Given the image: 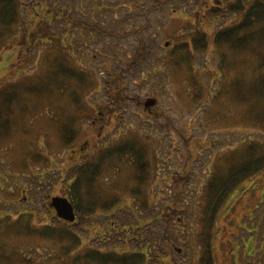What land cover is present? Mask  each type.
Returning <instances> with one entry per match:
<instances>
[{
  "label": "rangeland",
  "instance_id": "374dc122",
  "mask_svg": "<svg viewBox=\"0 0 264 264\" xmlns=\"http://www.w3.org/2000/svg\"><path fill=\"white\" fill-rule=\"evenodd\" d=\"M20 1L24 4L23 13L26 15H22L27 22L33 16L31 7L40 11L50 8L57 0ZM35 1L41 2L34 6L28 4ZM76 1L85 5L91 3V0ZM68 2L58 0V5L65 9ZM103 2L107 8L90 11L87 16L74 12L73 17L120 37L102 36L80 24L71 26V31L62 32L64 21H52L50 28L61 33L50 31L44 36L39 35L33 40L30 52L20 47L25 41L22 33L10 41V50L0 51V65L10 64L0 74L3 79L11 75L12 80H17L21 77L19 66L27 81H39V61L44 56H48L49 71L56 70L57 63L84 71L101 87L85 95L93 110L81 129L78 145L88 140L87 128L92 125L97 133V144L93 143V146L130 138L140 141L147 149L149 176L143 186L146 185L145 195L149 197L148 211L141 210L143 195L131 194L137 186L134 166L126 159L105 163L102 176L95 183L96 198L103 203H109L115 197L117 200L111 210L97 208L87 218V223H84L82 215L79 216L76 231L81 239V248L106 251L114 247L116 251H142V236L151 233L156 236V244L155 249L147 254L146 264H159L160 259H167L172 264H192L193 255H200L198 217L204 199L207 169L212 167L218 156H231V152L241 144L249 147L264 143V130L249 124L253 115L264 117V113L259 109L253 114L247 113L249 98L243 100L240 97L234 103L229 94L221 95L219 100L213 97L222 92V83L230 84L236 78L239 84L246 85L240 90L247 91L251 81L257 77L253 73L255 57L251 54L234 57L229 52L225 63L219 61L220 53L213 47V34L238 22L240 14L233 15L224 9L225 13L210 17L211 21L206 16L213 4L211 0H170L159 8H154L156 0ZM201 31L206 37L204 50H194L190 43L187 52L179 47ZM166 41L168 46H165ZM16 46L21 49L18 57L12 54ZM180 53L187 54L185 62L178 61ZM140 54H144L142 59L135 62ZM223 70L228 75H223ZM240 90V95H243ZM57 92H60L59 88L53 93L61 103L67 96ZM195 92L201 95L192 101L190 95ZM147 98L157 100L149 112L143 107ZM258 100L260 98L256 97V102ZM105 104L108 109L104 108ZM93 119H97L94 125ZM86 151H81L78 158L75 156L76 162L89 160L84 159L90 154L89 149ZM65 154L56 157L59 164L64 161ZM39 165L33 166L38 168ZM64 185L60 181L53 188L52 185L49 189L47 187L41 194L42 200L48 204L53 196L66 197ZM150 192L153 194L149 196ZM27 198L31 201L33 196L23 194L19 197L17 211L23 204L29 206ZM35 205L43 206L39 200ZM160 205L163 212L169 208L174 210L171 218L155 221V225L142 224L139 234L133 224L136 220L143 222L144 218L152 216V207L157 213ZM43 246L51 249L49 243H43ZM81 248L82 252L86 250Z\"/></svg>",
  "mask_w": 264,
  "mask_h": 264
},
{
  "label": "trees",
  "instance_id": "16d2710c",
  "mask_svg": "<svg viewBox=\"0 0 264 264\" xmlns=\"http://www.w3.org/2000/svg\"><path fill=\"white\" fill-rule=\"evenodd\" d=\"M168 1L170 0H156L154 8H159ZM211 1L212 7L207 11L209 16L206 15L211 21L213 19L210 17L225 13L224 9L233 15L240 14L238 22L213 34V47L220 53L219 61L225 63L229 52L234 57L251 54L255 57L253 73L257 75L247 91L240 90L241 86L246 85L239 84L236 78L230 84L222 83V92L213 97L219 100L221 95L229 94L234 103H237L240 97L243 100L249 98L247 100L249 108L246 112L253 114L259 109L264 113V0H237L233 3L230 0ZM40 2L28 4L34 6ZM74 2L69 0L67 7L61 9L57 0L50 8L46 7L40 10L41 12L31 7L33 16L26 22V17L22 15H26L23 13L22 1L0 0V51L10 50V41L22 33L21 37L24 36L25 41H22L20 47L30 52L33 40L39 35L44 36L50 31L61 33L55 28H50L51 22L58 20L65 23L62 32L71 31V26L80 24L102 36L120 37L112 31H101L97 25H89L84 20L73 17L77 12L87 16L90 15V11L107 8L103 0H91L90 5H85L82 1ZM195 35L190 42H182L179 47L187 52L190 43L194 50H204L206 48L204 32H196ZM140 42L142 43V39ZM19 50L21 49L16 46L12 54L18 57ZM38 51L40 52V49ZM143 55L140 54L135 62L140 61ZM186 56L185 53L178 54V61L185 62ZM41 59L39 81H27L26 74L19 66L17 69L21 77L19 76L17 80H12L11 75L3 79L4 76L0 74V264H146L147 254L155 249V235L152 236L148 232L147 236H142V251L125 249L116 251L114 247L106 251L81 248L76 222L67 223L56 219L54 211L42 200L41 194L46 192L44 190L47 187L51 188V185L52 188L55 184L59 185L61 181L65 184L66 197L74 210L79 212V216L82 215L85 223L97 208L111 210L117 200L115 197V200L103 203V200L96 198L95 183L102 176V171L106 167L103 165L111 160L126 159L135 168L137 186L131 194H142L144 200L140 201L141 210L149 209L147 204L149 197L145 195L146 185L143 186L149 176L147 149L138 140L122 139L115 143L96 146L95 153L91 152L84 158L89 160L76 162L75 156L77 158L81 156L78 145L81 129L93 110L92 106L87 104L85 95L100 85L96 84L89 74L70 66L62 67V64L57 63L56 70L49 71L48 56ZM9 65V63L5 66L0 65V72ZM225 70L222 72L223 75H228ZM58 88L60 92L57 93L67 96L61 103L54 95L56 92L53 93ZM239 90L243 95H240ZM199 95L201 94L195 92L190 98L196 101ZM256 97L260 98L258 102ZM104 108L108 109V106L105 104ZM249 124L264 130V117L253 115ZM92 127L90 125L87 128L89 134L86 135L93 146V143L97 144V133ZM91 135L95 137L92 138ZM53 149L55 150L52 151ZM64 152L66 153L64 161L59 164L56 157ZM219 161L221 160L214 164L210 177L203 186L204 199L198 217L200 225L197 239L200 250L198 264H203L211 254L212 238L224 195L249 173L264 168V143L263 145L255 143L249 147L241 144L231 152V156L224 157L226 163L224 166ZM34 164L40 165L35 168ZM23 194L33 198L31 201L27 198L29 206L23 204L17 211L16 205L20 203L19 197ZM152 194L150 192L149 196ZM38 200L43 204L42 208L35 205ZM160 208L155 213V208L152 207L154 214L144 218L143 222L136 220L132 227L138 229L140 234L139 226L142 224L155 225V221H167L171 218L173 209L169 208L163 212ZM43 243L51 244V249H45ZM80 248L86 250L82 252ZM163 263L172 264L167 259H160L159 264Z\"/></svg>",
  "mask_w": 264,
  "mask_h": 264
},
{
  "label": "flooded vegetation",
  "instance_id": "af4514ba",
  "mask_svg": "<svg viewBox=\"0 0 264 264\" xmlns=\"http://www.w3.org/2000/svg\"><path fill=\"white\" fill-rule=\"evenodd\" d=\"M96 122L94 119L92 124ZM217 160L222 166L226 164L224 157L219 156L212 166ZM211 170L212 167L207 169L206 177ZM222 200L212 251L203 264H264V168L249 173ZM76 218L79 219V212ZM199 259L193 255L192 264H198Z\"/></svg>",
  "mask_w": 264,
  "mask_h": 264
},
{
  "label": "water",
  "instance_id": "95a60500",
  "mask_svg": "<svg viewBox=\"0 0 264 264\" xmlns=\"http://www.w3.org/2000/svg\"><path fill=\"white\" fill-rule=\"evenodd\" d=\"M156 100L153 98H148L144 102V108L150 109L155 105ZM49 206L55 211L56 217L65 220L67 222H73L75 219V214L71 202L66 197L54 196L50 200ZM179 251V250H178Z\"/></svg>",
  "mask_w": 264,
  "mask_h": 264
}]
</instances>
